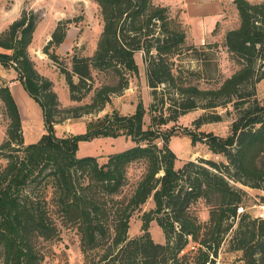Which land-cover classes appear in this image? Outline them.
I'll return each instance as SVG.
<instances>
[{
	"label": "trees",
	"instance_id": "1",
	"mask_svg": "<svg viewBox=\"0 0 264 264\" xmlns=\"http://www.w3.org/2000/svg\"><path fill=\"white\" fill-rule=\"evenodd\" d=\"M94 1L101 30L90 56L67 53L68 67L60 62L54 49L63 41L69 19L56 22L41 48L62 74L69 100L89 96L79 106H59L51 81L37 72L27 53L38 21L34 11L21 8L0 30V68L14 72L38 105L43 126L37 140L23 141L17 105L0 77L7 121L0 142V264H42L36 240L56 238L61 226L76 230L83 264H213L224 234L235 222L230 249L241 251L243 264H264V216L237 214L247 193L230 183L264 191V101L253 97V84L261 77L257 61L264 59V2L233 0L239 23L225 33L223 45L237 68L216 87L202 89L180 84V69H173L174 57L195 44L168 6L153 0ZM140 50L154 99L150 126L144 128L145 111L138 101L130 115L112 110L88 120L82 133L55 135L59 120L96 112L110 95L121 93L128 84L126 75L138 72L134 54ZM94 72L104 74L106 81L93 87ZM160 83L176 87L175 94L181 95L169 98L168 113L161 111L163 95L161 107L157 105ZM229 102L238 113L226 136H190L192 143L204 140L226 162L199 158L175 168L176 155L168 145L172 133L160 126L194 108ZM221 119L218 113H204L194 124ZM120 136L134 145L108 154L102 163L75 154L79 141ZM135 162L143 163V171L130 183L128 168ZM150 198L154 206L141 214V234L129 238L132 214ZM260 198L264 202V195ZM198 199L210 207L207 222L189 210ZM152 220L163 230L164 243L151 238Z\"/></svg>",
	"mask_w": 264,
	"mask_h": 264
},
{
	"label": "rangeland",
	"instance_id": "2",
	"mask_svg": "<svg viewBox=\"0 0 264 264\" xmlns=\"http://www.w3.org/2000/svg\"><path fill=\"white\" fill-rule=\"evenodd\" d=\"M159 4L156 0H153ZM252 3L264 2V0H248ZM12 7L14 10H11ZM21 8L31 9L38 16V21L34 29L33 39L27 48V53L34 63L37 72L51 81L52 90L55 92L60 107L68 108L79 106L88 102L85 96L80 101H71L68 98L67 88L62 74L58 72L56 65L42 53L41 48L50 38V32L59 20L69 19L66 34L63 42L54 50L61 59V63L68 67L66 54H75L78 56H90L95 48L96 40L101 30V18L98 7L94 0H0V26L14 16L17 17ZM226 22L218 27L214 34L206 41L195 44L192 49H186L182 54L174 57L175 72L180 69L181 78L179 83L186 85H197L199 88L207 89L216 87L222 80L230 76L237 68L236 64L230 59L225 48V33L236 27L239 23L238 12L235 7L228 6L226 9ZM178 15V14H177ZM191 41V40H189ZM192 42V41H191ZM190 44V43H189ZM143 51H136L134 58L138 67L136 74H127L128 84L119 94L110 95L109 101L104 106L92 113L81 114L78 117L64 118L54 125L55 135L78 134L84 132L85 123L96 117H101L112 110L122 115L134 113L138 101H141L144 107V128H148L151 123L150 104L154 101L151 88L147 84L145 73V62ZM261 77L253 84L254 96L259 101H264V59L258 60L256 65ZM94 86L104 82L105 75L102 73H93ZM0 77L8 85L11 95L17 105L20 115V125L23 141L25 143L34 142L43 133L41 114L38 105L24 92L20 84L15 80V74L12 70H3L0 68ZM249 90L250 87L248 86ZM18 91L21 92L19 94ZM176 87L160 83L157 87V105L161 107L160 99L163 95L165 101L161 110L168 113L166 106L169 98L179 99L180 94H175ZM90 95V94H88ZM235 99V98H234ZM233 102L225 105H218L214 108L197 107L177 116L176 120H171L167 124L160 126L162 131L172 133L169 139V147L176 155L175 168L179 169L186 161H196L199 158L210 159L217 162H226L222 154L211 152L204 140L191 142L192 134L200 139L208 134L226 136L229 133L230 125L237 116L238 111L233 107ZM160 113V110L156 111ZM204 113H218L222 119L216 122H208L196 127L194 120ZM6 118L2 112L0 102V142L5 137ZM157 140L161 145L163 140ZM130 138L120 136L97 137L88 141H79L76 149V156L90 155L97 158L102 163L110 153L122 151L133 146ZM3 163L0 160V165ZM143 163H132L128 168L129 182L134 183L143 171ZM235 187L246 191L247 196L242 203H239L243 212H250L256 217L264 216V202L261 196L264 191L257 188H251L240 182L230 180ZM153 200L150 198L138 209L134 211L130 218L128 237L133 238L141 234V214L153 208ZM237 208V210H238ZM190 212L198 217L201 222H207L209 218L210 207L203 199H198L190 205ZM233 221V220H232ZM229 221H226V224ZM236 222L224 234L222 243L218 249V254L213 257V264H243L241 260V251L231 250L229 240L233 235ZM151 238L158 243L165 242V235L156 220L149 224ZM196 245L192 241L190 245ZM36 247L41 255L42 264H83L78 247V235L74 227L61 226L58 229V236L53 239H37Z\"/></svg>",
	"mask_w": 264,
	"mask_h": 264
},
{
	"label": "crops",
	"instance_id": "3",
	"mask_svg": "<svg viewBox=\"0 0 264 264\" xmlns=\"http://www.w3.org/2000/svg\"><path fill=\"white\" fill-rule=\"evenodd\" d=\"M156 1L161 5L168 6L173 15L178 14V19L185 27L188 39L196 44H200L208 40L214 34V30L221 27L223 23L226 22V9L229 5H231V7H235L233 0ZM11 10H14V8L12 7ZM15 18L16 17L14 16L10 20L6 21L2 26H0V30L4 29L7 24ZM33 35L34 31L32 39ZM17 92L21 94L20 91L17 90Z\"/></svg>",
	"mask_w": 264,
	"mask_h": 264
},
{
	"label": "built area",
	"instance_id": "4",
	"mask_svg": "<svg viewBox=\"0 0 264 264\" xmlns=\"http://www.w3.org/2000/svg\"><path fill=\"white\" fill-rule=\"evenodd\" d=\"M241 211H242V208L239 207L238 210H237V212L239 213V212H241Z\"/></svg>",
	"mask_w": 264,
	"mask_h": 264
}]
</instances>
